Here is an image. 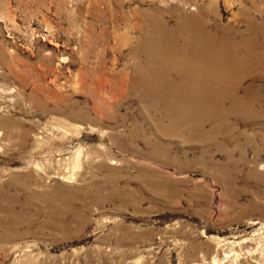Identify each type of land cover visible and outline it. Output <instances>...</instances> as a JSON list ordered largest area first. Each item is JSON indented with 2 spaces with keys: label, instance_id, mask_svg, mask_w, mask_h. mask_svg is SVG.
<instances>
[{
  "label": "rangeland",
  "instance_id": "obj_1",
  "mask_svg": "<svg viewBox=\"0 0 264 264\" xmlns=\"http://www.w3.org/2000/svg\"><path fill=\"white\" fill-rule=\"evenodd\" d=\"M0 264H264V0H0Z\"/></svg>",
  "mask_w": 264,
  "mask_h": 264
},
{
  "label": "bare ground",
  "instance_id": "obj_2",
  "mask_svg": "<svg viewBox=\"0 0 264 264\" xmlns=\"http://www.w3.org/2000/svg\"><path fill=\"white\" fill-rule=\"evenodd\" d=\"M145 49H148V47L146 46ZM216 52L217 50L215 48H211L208 55L200 61L201 65L198 67V71L202 74V82L201 86L197 88L198 90L196 91V94L206 101L211 97L221 94L222 88L224 87V81L231 78V64H235L237 69H240L244 67V63L246 62V59L244 60V58L240 59L239 62L236 59L231 60L226 52H222L219 59L216 57ZM67 58L68 57H63V60H67ZM192 65L194 64L192 63ZM226 86L227 84H225V88ZM209 87H212V90H207Z\"/></svg>",
  "mask_w": 264,
  "mask_h": 264
}]
</instances>
